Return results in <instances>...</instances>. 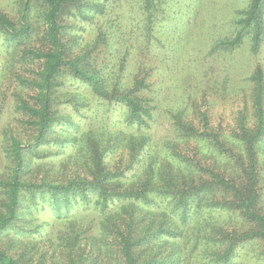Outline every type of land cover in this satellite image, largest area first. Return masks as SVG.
Returning a JSON list of instances; mask_svg holds the SVG:
<instances>
[{
    "label": "trees",
    "instance_id": "trees-1",
    "mask_svg": "<svg viewBox=\"0 0 264 264\" xmlns=\"http://www.w3.org/2000/svg\"><path fill=\"white\" fill-rule=\"evenodd\" d=\"M164 1L140 0V4H131L130 12L120 20L109 17L102 23L94 17L110 13L107 9L112 5L110 0H20L17 22L0 11V33L6 45L21 49L23 58L39 66L35 72L37 77L19 78L21 84L35 92L31 100L20 96L17 103V109L27 117L25 122L35 134L34 141L28 143L17 136L10 137L12 165L7 178L0 179L4 194L0 237L15 230V236L25 238L29 231L22 224L25 208L37 211L48 208L62 217L73 204L86 206L90 195L97 194L101 209L109 213L108 236L117 242L119 264H159L153 257L142 259L141 256L148 244L161 243L168 236L184 233L185 228L171 226L176 217L186 231L190 225L188 230L197 233L198 244L207 246L206 254L212 264H264V0H236L238 4L227 19L230 24L227 31L219 33L213 23L215 8H211L218 1L210 0L212 3L208 5L206 0H196V6L208 5V12L197 29L195 21H187L171 31L175 44L170 47L171 63L156 62L163 43L154 34V25ZM36 5L42 8L44 46H24L33 33L31 12ZM225 16L223 13L221 19ZM123 18L129 19V23L123 25ZM85 20L91 22L94 38L79 48L75 31L85 28L81 24ZM122 25L130 35L123 44L114 39L115 31ZM69 29H72V42ZM154 39L157 41L152 42ZM101 45L114 61L118 59L113 66L99 61ZM134 48L139 51L137 57L133 56ZM152 52L155 63L149 59ZM170 64L176 72V82H187L192 89L186 94L187 101L197 92L205 94L207 87L217 85L223 86V91L244 94V110L238 116L234 133L222 135L214 130L207 112L201 113L199 124H195V116L187 118L180 108L170 110L172 119L167 129L178 142L163 136L164 141L158 143L152 125L158 112H167L166 99L158 91L169 81ZM155 71H161L156 82L163 78L160 89L155 88L152 79ZM66 73L86 85L99 99L124 107V123L128 129L112 135L111 142L117 151L121 150V157H129L126 169L107 170L105 161L99 157L94 179L72 177L50 182L25 177L27 154L37 152L36 148L47 141V134L55 124L59 86ZM193 103L197 105L195 100ZM108 141L90 139V149L96 155L99 151L108 152L105 146ZM177 144L192 146L189 151H182ZM157 146L183 164L186 171L175 169L170 161L160 171L156 164ZM219 156L223 158L221 163L217 161ZM207 157L210 161L205 162L209 160ZM132 168H139L141 172L136 173L130 185L113 183ZM156 198L164 203L161 209L169 208L161 211L159 221L153 209L138 217L136 203L148 209L153 205L158 207L161 203ZM117 200L125 204L123 216L114 220L111 204ZM131 200L133 206L129 207L127 202ZM71 238L70 264H91L92 259L98 258V254L74 253L78 237ZM0 264L27 263L0 246Z\"/></svg>",
    "mask_w": 264,
    "mask_h": 264
},
{
    "label": "rangeland",
    "instance_id": "rangeland-1",
    "mask_svg": "<svg viewBox=\"0 0 264 264\" xmlns=\"http://www.w3.org/2000/svg\"><path fill=\"white\" fill-rule=\"evenodd\" d=\"M206 1L208 5L212 3L210 0ZM216 1H218L217 4L214 3L211 7L215 8L213 23L216 32H226L230 25L227 19L232 15V9L238 2L236 0ZM110 2L112 5L107 7L110 13L103 17L100 15L94 17L100 23L109 17L113 21L120 20L127 14V11L130 12L129 6L131 4H140V0H110ZM208 5L206 7L196 6V0L164 1L154 25V34L156 32L158 41L163 43L159 47L156 62L171 63L173 53L170 47L175 45L171 31L179 29L187 21H195V28L197 29V26L202 22L203 15L208 12L206 11ZM19 10L20 0H0V11L9 15L15 22L18 21ZM41 10L42 8L36 5L31 12L33 33L26 40L24 46H44ZM223 13H226V16L221 19ZM127 20L129 19L123 18V25L129 23ZM135 20L139 21L138 15L135 16ZM81 24L85 28L75 31L77 32L79 48L94 38L90 29L91 22L85 20ZM129 36L127 28L124 31V26L114 33V39L121 41V44L125 43ZM69 40L72 42V29H69ZM154 40L152 42L157 41ZM105 50V46L101 45L99 61H107L113 66L118 59L114 61V57L107 54ZM138 53L137 48H134L133 56L137 57ZM149 59L155 63L153 52L150 53ZM209 59L210 57L206 58V60ZM170 67L169 81L165 88L160 86L162 77L156 82V77L161 75V71H155L152 74V79L155 81L154 86L162 89L161 92H158L166 99L165 105L167 106L164 107L167 112L162 111V117H160L162 113L158 112L157 120L152 125L153 131H151L158 139V143L164 141L163 136H167V140H172L173 143L178 142L175 140V135L167 129L172 119L170 110L180 108L187 114V118L192 119L195 116L197 122L195 124H199L200 114L207 112L208 119L212 124L211 127L214 130H219L222 135L234 133L238 128V116L244 110L246 98L244 94H237L230 90L223 91V86L217 85L212 88L207 87L208 92L205 94L197 92V95L187 101L186 94L192 89L187 86V82L184 84L176 82V72L172 69V64ZM38 69L37 62L22 57L21 49L15 50L13 47L7 46L3 35L0 33V179L7 178L12 165L9 152L10 137L17 136L26 143L34 141L35 130L25 122L27 117L17 109V103L20 96L31 100V96L35 93L21 84L19 78L37 77L35 72ZM211 72L212 70L209 69L208 73L211 74ZM207 76L209 75L207 74ZM186 80L189 81L187 77ZM211 82L215 83L216 81L212 80ZM58 97L55 105V124L51 126V130L47 134V141L36 148L35 151L37 152L27 154L28 166L25 177L31 179L44 178L50 182L66 181L72 177L94 179L96 162L99 157L105 161L107 170L126 169L129 157H121V150L117 151L111 142L112 135L128 129L124 123V107L115 103L110 104L94 96L86 85L73 80L68 73L59 86ZM194 100L197 105H194ZM160 107L163 106L160 105ZM62 123L67 124L63 125ZM196 127L200 129L201 126L196 125ZM90 139L96 141L109 140L105 143L109 151L105 153L99 151L96 155L95 151L90 149ZM197 143L198 145L201 144L200 142ZM191 146L180 144L177 147L182 151H189ZM157 149L159 160L156 164L160 171L167 165L168 161L175 169L186 171L184 165L178 160L176 161L164 148L157 146ZM144 158L145 161H148L147 155ZM208 161L210 159L205 162ZM217 161L221 163L223 158L219 156ZM140 172L139 168L129 169L126 171L125 177H118L113 180V183L116 184L120 181L125 185H130L136 179V173ZM90 198L88 205L83 206L80 203L76 206L73 204L68 214L62 217H57L48 208H41L39 211L31 208L23 209L22 224L29 229L28 234L25 238H20L14 235L15 230H13V233L10 232L8 235L0 237V246L8 249L27 264H70L72 258L71 237L77 235L78 241L73 249L74 253L80 252L90 256L98 254V258L92 259L91 264H119L117 242L108 236L109 213L108 211L103 212L101 209L102 203L99 202L97 194H91ZM3 200V189L0 188V212ZM156 201L161 203L159 198H156ZM26 202L27 206L28 200ZM124 204L125 202L121 200L111 204V214L114 220L123 216ZM127 205L133 206V201L127 202ZM163 205L164 203L159 204L158 207L153 205L149 209L139 203H136L135 206L138 207V217L144 215L147 210L153 209L159 221L161 211L169 209H161ZM158 226L159 222H157L156 227ZM171 226L181 230L185 228V231L184 233H177V236H168L161 243L148 244L143 251L142 259L153 257L159 261V264H212L206 254L207 246L196 242L195 235L197 233H191L188 230L190 225L186 231V227L176 217L172 219ZM241 250L244 251L245 247H242Z\"/></svg>",
    "mask_w": 264,
    "mask_h": 264
}]
</instances>
